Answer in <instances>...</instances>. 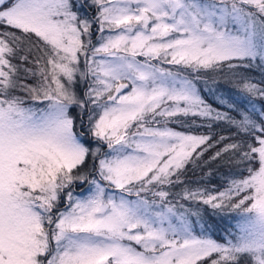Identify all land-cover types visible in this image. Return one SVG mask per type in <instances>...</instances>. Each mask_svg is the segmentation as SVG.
<instances>
[{
  "label": "snow or ice",
  "instance_id": "1",
  "mask_svg": "<svg viewBox=\"0 0 264 264\" xmlns=\"http://www.w3.org/2000/svg\"><path fill=\"white\" fill-rule=\"evenodd\" d=\"M0 264H264V0H0Z\"/></svg>",
  "mask_w": 264,
  "mask_h": 264
},
{
  "label": "trees",
  "instance_id": "2",
  "mask_svg": "<svg viewBox=\"0 0 264 264\" xmlns=\"http://www.w3.org/2000/svg\"><path fill=\"white\" fill-rule=\"evenodd\" d=\"M256 79L259 80L260 79V75L258 70H256ZM211 84V82H210ZM216 85H213V87H215ZM219 87L221 89H223V94L225 96H229L232 95L234 93V90L231 89L230 85L225 84L223 81L219 82ZM208 99L210 102H212L213 104L217 103V101L215 100V98L213 96H211L210 94H208ZM238 99V97H237ZM200 131H203V129H200ZM217 132H221V129H216ZM223 134L227 135V131L225 130L223 132ZM208 171L212 172V175L208 176L206 175V173ZM229 168L227 165L221 163V164H215V162H213L212 166L209 167H205L204 171H197L195 173V175H193L192 173L188 174V181L193 185V186H197V185H201V186H207L210 190L213 189V187H219L221 185V183L223 182V180L225 179V175L228 173ZM208 213L211 212V209L207 210ZM210 220L212 223H214L217 227L218 230H222L224 227H226V225L228 223H231L232 221L225 219H221L220 217H210ZM220 232L217 231L216 234ZM222 232V231H221Z\"/></svg>",
  "mask_w": 264,
  "mask_h": 264
},
{
  "label": "rangeland",
  "instance_id": "3",
  "mask_svg": "<svg viewBox=\"0 0 264 264\" xmlns=\"http://www.w3.org/2000/svg\"><path fill=\"white\" fill-rule=\"evenodd\" d=\"M222 234V232L220 231V232H218L216 235H217V238L219 237V235H221Z\"/></svg>",
  "mask_w": 264,
  "mask_h": 264
}]
</instances>
